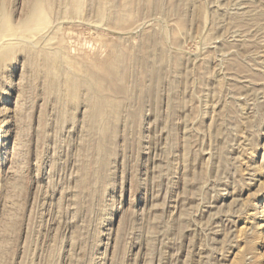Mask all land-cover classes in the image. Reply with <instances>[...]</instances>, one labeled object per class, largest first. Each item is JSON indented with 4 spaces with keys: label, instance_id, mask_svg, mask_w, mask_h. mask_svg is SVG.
Masks as SVG:
<instances>
[{
    "label": "rangeland",
    "instance_id": "rangeland-1",
    "mask_svg": "<svg viewBox=\"0 0 264 264\" xmlns=\"http://www.w3.org/2000/svg\"><path fill=\"white\" fill-rule=\"evenodd\" d=\"M0 9V264H264V0Z\"/></svg>",
    "mask_w": 264,
    "mask_h": 264
},
{
    "label": "bare ground",
    "instance_id": "bare-ground-1",
    "mask_svg": "<svg viewBox=\"0 0 264 264\" xmlns=\"http://www.w3.org/2000/svg\"><path fill=\"white\" fill-rule=\"evenodd\" d=\"M46 2V1H45ZM43 4V3H42ZM48 8V7H47ZM43 9V5H41L40 3H37L36 6L32 9V11L29 14V18L27 19V21L24 22V24H26L25 26H31V23H33L34 21H36V17L39 16V12L42 11ZM5 13V12H4ZM47 15V14H46ZM39 20V19H38ZM41 20V19H40ZM30 24V25H29ZM8 26V20L6 19V17L3 15V11H1L0 9V28L2 27H7ZM37 27V26H36ZM38 28V27H37ZM114 61V60H113ZM113 65V64H112ZM115 69L109 68L108 71V77H114L116 76V73L114 72Z\"/></svg>",
    "mask_w": 264,
    "mask_h": 264
}]
</instances>
